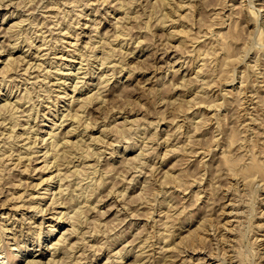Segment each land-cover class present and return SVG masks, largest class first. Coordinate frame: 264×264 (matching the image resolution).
Wrapping results in <instances>:
<instances>
[{
	"label": "rangeland",
	"instance_id": "obj_1",
	"mask_svg": "<svg viewBox=\"0 0 264 264\" xmlns=\"http://www.w3.org/2000/svg\"><path fill=\"white\" fill-rule=\"evenodd\" d=\"M71 1L0 0V222L11 225L0 226V254L5 256L0 264H28L35 254L42 264H264V0ZM105 50L114 55L103 63ZM74 84L80 90L74 92ZM6 99L10 106H4ZM81 103L78 120L62 117ZM70 121L76 130L66 135ZM13 125L18 137L9 136ZM82 127L85 142L95 134L101 141L97 145L102 150L91 160L98 166L93 177L100 183L92 177V184L82 188L90 198L85 208L91 210L84 227L75 235L63 223L50 233L55 228L51 208L27 207L32 192L42 195L40 180L56 168L40 169L45 165L41 153L55 137L83 141L78 139ZM36 135L39 145L34 148L43 149L32 153L30 170L23 171L15 163L18 147L34 145ZM8 139L15 144L6 153H13L14 165L3 153ZM87 174L80 175L81 182L90 180ZM54 183L52 190L57 189ZM12 190L25 191L26 204L18 206L24 201L17 203L14 197L4 205ZM66 193L64 201L77 207L71 190ZM51 195L38 198L41 205H48ZM90 201L96 202L94 211ZM231 224L242 226L237 247ZM13 230H18L19 245ZM62 232L64 242L51 246Z\"/></svg>",
	"mask_w": 264,
	"mask_h": 264
},
{
	"label": "bare ground",
	"instance_id": "obj_2",
	"mask_svg": "<svg viewBox=\"0 0 264 264\" xmlns=\"http://www.w3.org/2000/svg\"><path fill=\"white\" fill-rule=\"evenodd\" d=\"M73 1V0H72ZM71 1V2H72ZM100 1V0H99ZM34 2V1H33ZM81 2V1H80ZM79 2V3H80ZM130 2V1H129ZM163 2V1H162ZM28 3V2H27ZM165 3V2H164ZM242 3V2H241ZM240 4V3H239ZM128 5H130V4H128ZM164 5V4H163ZM169 5V4H168ZM184 5H186V4H184ZM195 6V5H194ZM27 7V6H26ZM208 7V6H207ZM152 8V7H151ZM150 9V8H149ZM125 10V9H124ZM133 10V9H132ZM39 11V10H38ZM65 11V10H64ZM208 11V10H207ZM219 12V11H218ZM26 13V12H25ZM262 13V12H261ZM135 14V13H134ZM166 14V13H165ZM167 14L169 15V13L167 12ZM246 14H247V12H246ZM260 14V13H259ZM78 15H79V13H78ZM213 15H215V14H213ZM162 16H163V14H162ZM170 16V15H169ZM104 17V16H103ZM164 17V16H163ZM248 17V16H247ZM44 18V17H43ZM167 17H165V19H166ZM19 19H21V18H19ZM25 19V18H24ZM171 19V18H170ZM255 19V18H254ZM28 20V19H27ZM38 20V19H37ZM164 19H162V21H163ZM178 20V19H177ZM166 21V20H165ZM164 21V22H165ZM205 21V20H204ZM16 22V21H15ZM18 22V21H17ZM160 22H161V20H160ZM19 23H21V21L19 22ZM173 23V22H172ZM165 24V23H164ZM202 24V23H201ZM57 25V24H56ZM162 25V24H161ZM23 26V25H22ZM98 27V26H97ZM146 27V26H145ZM76 28V27H75ZM124 28V27H123ZM170 28V27H169ZM184 28V27H183ZM206 28V27H205ZM178 29V28H177ZM206 29H208V28H206ZM55 30V29H54ZM77 30V29H76ZM170 30V29H169ZM176 30V29H175ZM178 30H180V29H178ZM185 29H182L181 31H182V33H185L186 31L188 32L189 30H186V31H184ZM218 30V29H217ZM118 31V30H117ZM226 31V30H225ZM175 32V31H174ZM186 32V33H187ZM202 32H204V31H202ZM45 33V32H44ZM119 33V32H118ZM169 33H171V31H169ZM168 33V34H169ZM185 33V34H186ZM201 33V32H200ZM120 34H121V32H120ZM173 35H175V34H177L176 32L175 33H172ZM181 34V33H180ZM184 34V35H185ZM205 34V33H204ZM65 35H67V34H65ZM183 35V36H184ZM206 35V34H205ZM106 36V35H105ZM168 36V35H167ZM182 36V35H181ZM182 36V37H183ZM203 36V35H202ZM95 37V36H94ZM100 37V36H99ZM178 37V36H177ZM187 37V36H186ZM195 37V36H194ZM193 37V38H194ZM206 37V36H205ZM114 38V37H113ZM185 37H183V38H181V39H184ZM197 38H199V37H196V39ZM116 39V38H115ZM189 39V38H188ZM56 40V39H55ZM131 40V39H130ZM28 41V40H27ZM107 41V40H106ZM199 41V40H198ZM201 41V40H200ZM34 42V41H33ZM40 42V41H39ZM43 42V41H42ZM49 42V41H48ZM96 42V41H95ZM104 42V41H103ZM110 42V41H109ZM182 42V41H181ZM193 42V41H192ZM15 43V42H14ZM97 43V42H96ZM95 43V44H96ZM112 42H110L109 43V45H112L111 44ZM226 43V42H225ZM13 44V43H12ZM12 44H10V45H12ZM101 44V43H100ZM108 44V43H107ZM16 45V44H15ZM85 45H87V44H85ZM90 45H91V43H90ZM108 45V46H109ZM43 46V45H42ZM41 46V47H42ZM38 47H39V45H38ZM40 47V49H42ZM90 47V46H89ZM99 47V46H98ZM198 47V46H197ZM201 47V46H200ZM216 47V46H215ZM220 47V46H219ZM105 48V47H104ZM108 49H110V48H108ZM107 49V50H108ZM211 49V48H210ZM45 50V49H44ZM77 50V49H76ZM93 51V50H92ZM95 51V50H94ZM116 51V50H115ZM198 51V50H197ZM216 51V50H215ZM88 52V51H87ZM105 52H106V50H105ZM105 52H104V54H105ZM222 52V51H221ZM224 52V51H223ZM80 53V52H79ZM81 53H82V51H81ZM92 53V52H91ZM116 53V52H115ZM198 53H200V52H198ZM104 54H103V56H104ZM110 54H111V51H110ZM109 53H107L106 52V55H105V61L103 60V63L104 62H106L108 59H110V58H112L113 59V56L112 55H114V53L112 54V55H110ZM222 54V53H221ZM226 54V53H225ZM229 54V53H228ZM87 55V54H86ZM96 55V54H95ZM99 55V54H98ZM200 55V54H199ZM205 55V54H204ZM245 55V54H244ZM9 56V55H8ZM88 56H91V54L89 55L88 54ZM94 56V55H93ZM112 56V57H111ZM116 56V55H115ZM203 56V55H202ZM240 56V55H239ZM11 57V56H10ZM84 57V56H83ZM228 57V56H227ZM244 57V56H243ZM12 58V57H11ZM90 58V57H89ZM178 58V57H177ZM214 58V57H213ZM223 58V57H222ZM15 59V58H14ZM97 59V58H96ZM104 59V58H103ZM245 59V58H244ZM81 60V59H80ZM111 60V59H110ZM120 60V59H119ZM180 60V59H179ZM220 60V59H219ZM254 60V59H253ZM9 61H11V60H9ZM14 61V60H13ZM18 61V60H17ZM205 61V60H204ZM222 61V60H221ZM7 62V61H6ZM22 62V61H21ZM53 62V61H52ZM108 62H110V61H108ZM116 62V61H115ZM208 62V61H207ZM210 62V61H209ZM208 62V63H209ZM226 62V61H225ZM9 63V62H8ZM12 63H14V62H12ZM11 63V64H12ZM16 63V62H15ZM38 64V63H37ZM110 64V63H109ZM113 64V63H112ZM111 64V65H112ZM255 64V63H254ZM4 65H5V63H4ZM95 65V64H94ZM222 65V64H221ZM7 66V65H6ZM42 66V65H41ZM65 66V65H64ZM106 66V65H105ZM32 67V66H31ZM40 67V66H39ZM12 68V67H11ZM14 68V67H13ZM12 68V69H13ZM51 68V67H50ZM57 68V67H56ZM199 68V67H198ZM256 68V67H255ZM8 69V68H7ZM10 69V68H9ZM46 69V68H45ZM58 69V68H57ZM200 69V68H199ZM204 69V68H203ZM220 69V68H219ZM231 69V68H230ZM250 70V69H249ZM77 71H79V70H77ZM86 71V70H85ZM93 71V70H92ZM205 71V70H204ZM219 71H221V70H219ZM259 71V70H258ZM24 72V71H23ZM70 72H72V71H70ZM256 72V71H255ZM51 73V72H50ZM106 73V72H105ZM257 73V72H256ZM2 74V73H1ZM71 74V73H70ZM68 75H69V72H68ZM182 75V74H181ZM215 75V74H214ZM235 75V74H234ZM259 75V74H258ZM66 76V75H65ZM7 77V76H6ZM28 77V76H27ZM62 78V77H61ZM181 79V78H180ZM108 80V79H107ZM41 81V80H40ZM241 81V80H240ZM51 82V81H50ZM54 82V81H53ZM75 82V81H74ZM76 82H78V81H76ZM75 82V83H76ZM87 82V81H86ZM211 82H213V81H211ZM255 82V81H254ZM181 83V82H180ZM38 84V83H37ZM186 84V83H185ZM191 85V84H190ZM209 85V84H208ZM78 85L77 84H74V86H73V91L74 92H76V91H78V90H80V88H78L77 87ZM206 86V85H205ZM199 87V86H198ZM28 88V87H27ZM26 88V89H27ZM28 89H30V88H28ZM50 90V89H49ZM26 91H28V90H26ZM25 91V92H26ZM47 91V90H46ZM72 91V92H73ZM227 91V90H226ZM21 92V91H20ZM32 92V91H31ZM38 92V91H37ZM49 92V91H48ZM203 93V92H202ZM41 94V93H40ZM80 94V93H79ZM244 94V93H243ZM251 94V93H250ZM8 95V94H7ZM67 95V94H66ZM72 95H75V93H73ZM71 95V96H72ZM30 96V95H29ZM77 96V95H76ZM63 97V96H62ZM78 97H79V95H78ZM206 97V96H205ZM210 97V96H209ZM229 97V96H228ZM24 98V97H23ZM22 98V99H23ZM88 98V97H87ZM90 98V97H89ZM234 98V97H233ZM20 99V98H19ZM75 99V98H74ZM103 99V98H102ZM209 98H207V100H208ZM72 101H73V98L71 99ZM85 101H86V99H84ZM207 100L206 101H203V102H207ZM230 100V99H229ZM235 100V99H234ZM22 101V100H21ZM80 101V100H79ZM231 101V100H230ZM25 102V101H24ZM88 102V101H87ZM90 102V101H89ZM232 102V101H231ZM230 102V103H231ZM11 103V101H10V99H6V101L4 102V106H10L9 104ZM15 103V102H14ZM13 103V104H14ZM70 103V102H69ZM225 103V102H224ZM33 104H35V103H33ZM71 104V103H70ZM69 104V105H70ZM83 105V103H81L80 105H78V107H77V109L74 111L73 110V112H70V114L69 113H65V114H63L62 115V117L65 119V118H67V117H71V118H73L74 119V122H75V120L81 115V113H80V111H79V106H82ZM214 105H215V103H214ZM17 106H18V104H17ZM208 106V105H207ZM180 107V106H179ZM217 107V106H216ZM8 108V107H7ZM21 108V107H20ZM71 108V107H70ZM85 108H86V106H85ZM190 108V107H189ZM255 108V107H254ZM5 109V108H4ZM18 109V108H17ZM73 109V108H72ZM84 109V108H83ZM1 110V109H0ZM13 110L14 109H11L10 111H12L13 112ZM16 110V109H15ZM22 110V109H21ZM29 110V109H28ZM69 110H71V109H69ZM4 111H6V110H4ZM16 111H18V110H16ZM1 112H3L2 110H1ZM9 112V111H8ZM19 112V111H18ZM30 112H31V110H30ZM44 112V111H43ZM6 113H7V111H6ZM17 113V112H16ZM83 113V112H82ZM240 113V112H239ZM0 114H2V113H0ZM5 114V113H4ZM12 114V113H11ZM28 114H29V112H28ZM27 114V115H28ZM32 114V113H31ZM242 114V113H241ZM255 114V113H254ZM16 115V114H15ZM18 115V114H17ZM16 115V116H17ZM236 115V114H235ZM250 115V114H249ZM8 116V115H7ZM19 116H20V114H19ZM87 116V115H86ZM219 116V115H218ZM252 116H254L253 114H252ZM251 116V117H252ZM10 117H11V115H10ZM10 117H9V119H10ZM13 117H14V115H13ZM28 117V116H27ZM49 117V116H48ZM249 117V116H248ZM15 118V117H14ZM12 119V120H15V119ZM126 118V117H125ZM128 118V117H127ZM241 118V117H240ZM253 118V117H252ZM255 118V117H254ZM34 119V118H33ZM88 119V118H87ZM257 119H259V118H257ZM17 120V119H16ZM28 120V119H27ZM26 120V121H27ZM53 120V119H52ZM78 120V119H77ZM92 120V119H91ZM243 120V119H242ZM241 120V121H242ZM245 120V119H244ZM254 120V119H253ZM62 121H63V119H62ZM61 121V122H62ZM71 121H73V120H71ZM70 121V123H72ZM125 121V120H124ZM127 121V120H126ZM129 121V120H128ZM132 121V120H131ZM206 121V120H205ZM12 122V121H11ZM22 122V121H21ZM72 123V125L70 126V127H68V129L67 130H65L66 131V135H69V133L71 134L72 133V130H76V128H75V126H73L75 123ZM79 122V121H78ZM85 123H86V121H84ZM239 122V121H238ZM17 123V122H16ZM15 123V124H16ZM69 123V122H68ZM88 123V122H87ZM240 123V122H239ZM238 123V124H239ZM253 123V122H252ZM254 123H256V121L254 122ZM13 124H14V122H13ZM89 124L90 123H88L87 125H86V127H88L89 126ZM95 124V123H94ZM205 124V123H204ZM238 124H237V126H238ZM91 125H93L92 123H91ZM114 125V124H113ZM126 125V124H125ZM240 125V124H239ZM248 125V124H247ZM14 126V125H13ZM12 126V129H11V131H10V129H9V131L11 132L10 134H9V136H12V137H14V136H19V134H21L20 132H19V134H14V130H15V126L13 127ZM79 126V125H78ZM83 126V125H82ZM94 126V125H93ZM123 126V125H122ZM52 127V126H51ZM77 127V126H76ZM201 127V126H200ZM248 127V126H247ZM24 128V127H23ZM30 128V127H29ZM123 128V127H122ZM126 128V127H125ZM178 128V127H177ZM25 129L26 128H24L23 130L24 131H21L22 132V135H23V133L24 132H26L25 131ZM118 129V128H117ZM238 129H239V127H238ZM242 129V128H241ZM21 130V129H20ZM54 130V129H53ZM82 132H79L80 133V135L79 136H81V137H79L78 139H80V140H83V141H79V140H75V142L73 141H70L71 139H69L68 137L67 138H65V137H63L62 139H58V138H54L52 141H49V147H48V145H45V150L44 151H42V153L41 154H43V156H44V166H39L40 167V169H45L46 167L48 168V166H50V168L51 167H53V166H56V168H54V169H52V170H50V172H48L49 173V175L47 176V177H44V176H46V175H44L43 177L44 178H42L41 180H40V182L38 183V185L39 184H43V185H41V187L40 188H43V189H40L39 190V192L42 194V195H37V194H33V192L31 193L32 194V198H30L31 200L29 201V204L27 205V207L28 208H30L31 207V209H33L34 210V208H36V210H47V209H49V208H51V210H52V212H53V215H52V227H55V228H52V230L50 229V233L52 232L53 233V231L55 232V229L56 228H58V227H61V224H63V223H67V224H70L68 227H70L71 228V232H75V235H76V232H77V230H78V228H81V227H84V222H85V220L87 221V218H88V216H89V214L88 213H90L89 211H91V210H87V208H85L86 207V205H85V203L88 201V200H90V198L89 197H87L85 194L86 193H84V192H86L85 190L83 191L82 190V188H86V187H88V186H90L91 184H92V177H93V175L97 172V167H96V163H95V161H91V160H95L96 159V157H97V155H98V153L102 150H99L98 148L100 147L99 145H97L98 143H100L101 141H100V138L99 139H95L93 136H95V135H93L91 138L92 139H90V141L91 142H89V139H88V142H85V138H84V135H81V134H83V133H85V131L83 130V127H82ZM105 130V129H104ZM103 130V131H104ZM124 130V129H123ZM126 130V129H125ZM201 130V129H200ZM199 130V131H200ZM237 130V129H236ZM249 130V129H248ZM14 131V132H13ZM84 131V132H83ZM107 131V130H106ZM105 131V132H106ZM110 131V130H109ZM146 131V130H145ZM144 131V132H145ZM247 131V130H246ZM42 132V131H41ZM87 132V131H86ZM102 132V131H101ZM105 132H102V133H105ZM108 132V131H107ZM127 132V131H126ZM240 132V131H239ZM254 132V131H253ZM50 133H52V135H53V132L51 131ZM88 133V132H87ZM2 134V133H1ZM7 134V133H6ZM61 134V133H60ZM64 134H65V132H64ZM154 134H155V132H154ZM248 134V133H247ZM251 134V133H250ZM28 135H30V134H28ZM28 135H26V136H28ZM76 135V134H75ZM88 135H90V134H88ZM103 135V137H104V134H102ZM101 135V136H102ZM118 135V134H117ZM245 135V134H244ZM253 135V134H252ZM24 136V135H23ZM25 136V137H26ZM50 136V135H49ZM58 136V135H57ZM64 136V135H63ZM100 136V137H101ZM137 136V135H136ZM135 136V137H136ZM234 136V135H233ZM251 136V135H250ZM4 137V136H3ZM6 137H8V135L6 136ZM29 137V136H28ZM27 137V138H28ZM41 137H42V139H46L47 137H45V133H42V135H41ZM96 137V136H95ZM124 137H126V136H124ZM133 137V136H132ZM131 137V138H132ZM231 137V136H230ZM247 137V136H246ZM9 138H11V137H9ZM21 138V137H20ZM24 138V137H23ZM22 138V139H23ZM26 138V139H27ZM37 138H38V136L36 135V141L35 140H33L32 142H34V145H32V144H29L28 142H27V145H25V144H23V145H21V147H18V152H17V157H16V159L18 160V162L16 161L15 163H18V164H20V166L21 165H23L24 167H23V171L24 170H28L29 168H30V164H31V160H32V153L33 152H36L37 151V153H39V151L40 150H42L43 148H38V147H36V148H34L35 146H38L37 144L35 145V143H37ZM51 138V137H50ZM60 138V137H59ZM89 138V137H88ZM215 138V137H214ZM243 138V137H242ZM12 139V138H11ZM48 139V138H47ZM235 139V138H234ZM240 139V138H239ZM244 139V138H243ZM247 139V138H246ZM2 140V139H1ZM5 140H6V138H5ZM13 140V139H12ZM104 140V139H103ZM102 140V142H104ZM3 141V140H2ZM8 141H9V139H8ZM7 141V142H8ZM16 140L14 139V142H15ZM116 141V140H115ZM133 141V140H132ZM196 141H198V140H196ZM4 142H6V141H4ZM4 142H2L3 144H4ZM10 142V141H9ZM6 143L7 144V148L5 149L4 148V151H3V153L6 155V159H8V161L9 162H11L10 160H12V158L14 157L13 156V153L12 152H10V153H8V154H6L7 152H9V151H11V149L13 148V145H15V144H13L12 142H10V143ZM84 142V143H83ZM111 142V141H110ZM145 142V141H144ZM228 142V141H227ZM16 143H18L17 141H16ZM46 143V142H45ZM86 143H88V144H86ZM107 143H109V142H107ZM126 143V142H125ZM261 143V142H260ZM2 144V145H3ZM103 144V143H102ZM199 144V143H198ZM247 144V143H246ZM245 144V145H246ZM250 144V143H249ZM126 145V144H125ZM142 145V144H141ZM253 145H254V143H253ZM264 145V144H263ZM85 146H87V148L89 149V150H86L84 147ZM103 146V145H102ZM101 146V147H102ZM127 146V145H126ZM200 146V145H199ZM192 147V146H191ZM3 147H1V149H2ZM104 148V147H103ZM148 148V147H147ZM244 148V147H243ZM24 149V150H23ZM54 150V152L53 151H51V154H52V160L51 161H48L49 159H48V157H49V154H50V150ZM105 149V148H104ZM141 149V148H140ZM251 149H253V148H251ZM90 150H92V152L90 151ZM204 150V149H203ZM202 150V151H203ZM230 150V149H229ZM244 150V149H243ZM2 151V150H1ZM13 151V150H12ZM145 151V150H144ZM250 151V150H249ZM14 152H15V150H14ZM41 152V151H40ZM227 152V151H226ZM252 152V151H251ZM0 153H2V152H0ZM140 153V152H139ZM139 153H137L138 155H139ZM142 153V152H141ZM197 153V152H196ZM231 153H233V150H232V152ZM230 153V154H231ZM240 153V152H239ZM242 153V152H241ZM240 153V154H241ZM50 154V155H51ZM100 154H102V153H100ZM147 154V153H146ZM229 154V153H228ZM244 154V153H243ZM4 155V156H5ZM39 155V154H38ZM143 155V154H142ZM255 155V154H254ZM260 155V154H259ZM3 156V157H4ZM144 156V155H143ZM230 156V155H229ZM258 156V155H257ZM50 157V158H51ZM232 157V156H231ZM260 157H263V156H261L260 155ZM36 158H38V157H36ZM141 158V157H140ZM139 158V159H140ZM125 159V158H124ZM143 159V158H142ZM145 159V158H144ZM245 159H247V158H245ZM250 159V158H249ZM1 160V159H0ZM13 161H15V159L13 160ZM137 161V160H136ZM5 162V161H4ZM77 162V163H76ZM97 162V161H96ZM130 162V161H129ZM247 162H248V160H247ZM250 162V161H249ZM12 164H13V162H11ZM99 163V162H98ZM127 163V162H126ZM125 163V164H126ZM145 163V162H144ZM151 163V162H150ZM201 163V162H200ZM241 163V162H240ZM8 164V162H5V163H3V165H7ZM64 165V166H62L61 167V165ZM135 164V163H134ZM138 164V163H137ZM195 164V163H194ZM242 164V163H241ZM249 164V163H248ZM1 165V164H0ZM14 165V164H13ZM144 165V164H143ZM151 166V165H150ZM230 166V165H229ZM1 167V166H0ZM8 167V166H7ZM13 167V166H12ZM65 168V171L63 172L62 170V168ZM71 167H73V168H71ZM241 167V166H240ZM239 167V168H240ZM2 168V167H1ZM0 168V169H1ZM6 168V167H5ZM14 168V167H13ZM12 168V169H13ZM134 168H135V166H134ZM136 168H138V166L136 167ZM236 168V167H235ZM18 169V168H17ZM37 169V168H36ZM139 169H141V168H139ZM6 170V169H5ZM22 170V169H21ZM20 170V171H21ZM30 170V169H29ZM104 170V169H103ZM129 170V169H128ZM133 170V169H132ZM136 170V169H135ZM142 170V169H141ZM199 170H201V168L199 169ZM230 170V169H229ZM140 171V170H139ZM223 171H225V170H223ZM232 171V170H231ZM237 171V170H236ZM238 171H239V169H238ZM237 171V172H238ZM22 172V171H21ZM141 172V171H140ZM200 172V171H199ZM240 172V171H239ZM23 173V172H22ZM82 173H88L87 175L88 176H86L85 177V179L87 178V177H89L90 178V180H88V181H86L85 180V183L84 182H81L80 180V175L82 174ZM101 173V172H100ZM231 173H233V171L231 172ZM246 173V172H245ZM255 173V172H254ZM257 173V172H256ZM5 174V173H4ZM20 174V173H19ZM90 174H92V175H90ZM226 174V173H225ZM230 174V173H229ZM241 174V173H240ZM253 174V173H252ZM8 175V174H7ZM101 175V174H100ZM105 175V174H104ZM120 175V174H119ZM201 175H203V174H201ZM226 175H228V174H226ZM232 175V174H231ZM235 176L237 175L238 176V174L237 173H235L234 174ZM233 175V176H234ZM246 175H248V173H246ZM255 175V174H254ZM41 176V175H40ZM56 176H58L57 178V180H56ZM125 176V175H124ZM138 176V175H137ZM241 176V175H240ZM242 176H244V175H242ZM251 177L252 179L254 178L253 176H251V175H248V176H245V177ZM1 177H2V175H0V180H1ZM70 177V178H69ZM199 177H201V176H199ZM198 177V180L199 179H201V178H199ZM3 178V177H2ZM4 178H6V177H4ZM94 178V177H93ZM96 178V177H95ZM94 178V179H95ZM101 178V177H100ZM133 178V177H132ZM242 178V177H241ZM246 178V179H247ZM257 178V177H256ZM17 179V178H16ZM97 179V178H96ZM102 179V178H101ZM136 179V178H135ZM196 179V178H195ZM194 179V180H195ZM24 180V179H23ZM23 180H22V178L20 179V181H18V185H20L21 183H23ZM66 180V181H65ZM98 180L99 179H97V182H98ZM129 180H131V179H129ZM236 180V179H235ZM242 180V179H241ZM240 180V181H241ZM247 181V180H246ZM250 181V180H249ZM25 182H26V180H25ZM54 182H57V189L55 188L54 190H52L53 189V184H55ZM102 182V181H101ZM236 182V181H235ZM238 182V181H237ZM244 182V181H243ZM248 182V181H247ZM258 182V181H257ZM256 182V183H257ZM261 182V181H260ZM98 183H100V182H98ZM145 183V182H144ZM143 183V184H144ZM195 183V182H194ZM17 184H15V185H17ZM102 184V183H101ZM200 184V183H199ZM243 184H245V183H243ZM254 184V183H253ZM35 186H36V184H34ZM85 185V186H84ZM96 185H99V184H96ZM247 185V184H246ZM28 186H29V183H28ZM71 186V187H70ZM93 186V185H92ZM231 186V185H230ZM25 187H26V185H25ZM24 187V188H25ZM214 187H215V185H214ZM248 187V186H247ZM246 187V188H247ZM10 188H13V186H10ZM17 188V187H16ZM71 188V189H70ZM71 190V192H72V195L74 196V198H76L77 199V203L76 204H78V206L77 207H75V208H72L66 201H64V199H63V194L65 193V194H67L66 193V191H70ZM93 189H96L95 187L93 188ZM26 190H27V188H26ZM87 190V189H86ZM127 190V189H126ZM142 190V189H141ZM155 190V189H154ZM244 190V192H245V189H243ZM15 191L16 190H12V191H8V194L6 195V197H5V200H4V205H5V202L7 201V200H9V199H11V198H13L14 199V197H18L19 199L18 200H16V202L18 203V201L20 200H22V201H24V203H18L17 205L18 206H23L24 204H26L25 202L26 201H28V200H26V199H24V192L25 191H22V192H20L19 194H16L15 193ZM51 191H53V192H51ZM123 191V190H122ZM159 191V190H158ZM240 191V190H239ZM238 191V193H241V192H239ZM247 191H248V189H247ZM247 191H246V193H247ZM250 191V190H249ZM16 192H18V191H16ZM28 192V191H27ZM37 192V191H36ZM50 192V195H51V193H52V197H50L51 198V201H50V203L48 204V205H46V206H43V205H41V200H39V199H44L45 198V196H46V194L47 193H49ZM101 192H103V191H101ZM110 192V191H109ZM236 192V191H235ZM234 192V193H235ZM243 192V193H244ZM93 193V192H92ZM16 194V195H15ZM58 194V195H57ZM145 194V193H144ZM249 194V193H248ZM68 195V194H67ZM93 195V194H92ZM91 195V196H92ZM140 195V194H139ZM238 195H241V194H238ZM243 195H245V194H243ZM243 195H241V196H243ZM247 195V194H246ZM252 195V194H251ZM70 196H71V194H70ZM237 196V195H236ZM241 196H238L239 198L241 197ZM37 198L36 200L34 199V198ZM118 197V196H117ZM148 197V196H147ZM250 197V196H249ZM39 198V199H38ZM96 198V197H95ZM242 198V197H241ZM15 199H17V198H15ZM72 200H73V198H71ZM144 199V198H143ZM238 199V198H237ZM251 199V198H250ZM145 200H147V199H145ZM232 200V199H231ZM234 200V199H233ZM232 200V202H234ZM239 200V199H238ZM237 200V201H238ZM246 200L247 199H245V202H246ZM237 201H235L234 203H236ZM240 201V203L242 202V199H240L239 200ZM249 201V200H248ZM247 201V202H248ZM75 202V201H74ZM91 202V201H90ZM95 202V201H94ZM148 202V201H147ZM14 203H15V201H14ZM125 203V202H124ZM141 203V202H140ZM239 203V204H240ZM243 203H244V201H243ZM251 203V202H250ZM256 203V202H255ZM72 204V203H71ZM90 204H92L90 207H91V209L93 208V211H94V209H95V206H97L96 205V202L93 204L92 202L90 203ZM111 204V203H110ZM139 204V203H138ZM225 204H226V202H225ZM2 205H3V203H2ZM1 205V206H2ZM9 205V204H8ZM50 205V206H49ZM87 205H89V203L87 204ZM236 205V204H235ZM119 206V205H118ZM139 206V205H138ZM237 206V205H236ZM242 206V205H241ZM244 206V205H243ZM256 206V205H255ZM9 207V206H8ZM15 207V206H14ZM238 207V206H237ZM249 207V209L248 210H250V207H251V205L250 206H248ZM232 208V207H231ZM236 208V207H235ZM245 208V207H244ZM251 208H253V207H251ZM260 208V207H259ZM11 209H12V207H11ZM16 209V208H15ZM239 209V208H238ZM240 209H241V207H240ZM110 210V209H109ZM135 210V209H134ZM133 210V211H134ZM180 210V209H179ZM235 210H237V209H235ZM235 210H232V212L233 211H235ZM242 210V209H241ZM253 210V209H252ZM255 210V209H254ZM8 211V210H7ZM42 211V212H43ZM50 211V210H49ZM238 211V210H237ZM10 212H11V210H10ZM117 212V211H116ZM236 212V211H235ZM239 212V211H238ZM237 212V213H238ZM241 212V211H240ZM242 212H245V210L244 211H242ZM247 212V211H246ZM252 212V211H251ZM3 213L4 212H2V213H0V217H2L3 216ZM8 214H10L9 212H7ZM13 213V212H12ZM180 213V212H179ZM248 213V212H247ZM250 213V212H249ZM138 214V213H137ZM233 214H235V213H233ZM240 214V213H239ZM245 214V213H244ZM251 214H253V213H251ZM256 214V213H255ZM258 214V213H257ZM7 215V214H6ZM13 214H11V216H12ZM15 215V214H14ZM96 215H98V214H96ZM237 215V214H236ZM10 216V215H9ZM16 216V215H15ZM92 216V215H91ZM138 216H140L139 214H138ZM235 216V215H234ZM246 216H247V214H246ZM146 217V216H145ZM243 217V216H242ZM250 217V216H249ZM2 218H4V216L2 217ZM23 218H25V217H23ZM248 218V217H247ZM106 219V218H105ZM235 219H237V217L235 218ZM21 220V219H20ZM100 219H98V221H99ZM239 220V219H238ZM238 220H237V222H238ZM244 220H245V218H244ZM247 220V219H246ZM251 220H252V218H251ZM43 221V220H42ZM41 221V224L43 223ZM105 221V220H104ZM240 221H242L241 219H240ZM239 221V222H240ZM248 221V220H247ZM246 221V222H247ZM92 222H93V220H92ZM95 222V221H94ZM101 222V221H100ZM99 222V223H100ZM227 222V221H226ZM233 222V221H232ZM235 222V221H234ZM233 222V223H234ZM237 222H235V223H237ZM122 223V222H121ZM241 223V222H240ZM240 223H238V224H240ZM242 223H244V222H242ZM241 223V224H242ZM259 223V222H258ZM40 224V225H41ZM102 224V223H101ZM39 225V224H38ZM85 225H88V224H85ZM92 225V224H91ZM99 225V224H98ZM104 225V224H103ZM165 225V224H164ZM224 225H226V224H224ZM232 225V227H233V224H231ZM230 225V226H231ZM245 225V224H244ZM243 225V226H244ZM247 226H249L248 225V223L246 224ZM0 226L1 227H11V225L10 226H6L5 225V223L4 222H0ZM101 226V225H100ZM240 226V225H239ZM13 227V226H12ZM30 227V226H29ZM40 227V226H39ZM63 227V226H62ZM65 227V226H64ZM87 227V226H86ZM92 227H93V225H92ZM96 227H97V225H96ZM226 227H227V225H226ZM230 228V232H232V235H234V236H232L233 238H232V240L234 241L235 240V246L234 247H237V241L236 240H238L239 239V233H240V231H241V227L242 226H240V227H233V228ZM252 227V226H251ZM50 228V227H49ZM225 228V227H224ZM223 228V229H224ZM248 227H246V229H247ZM254 228V227H253ZM3 229H5V228H3ZM2 229V230H3ZM7 229V228H6ZM8 229H10V228H8ZM12 229V228H11ZM97 229V228H96ZM146 229V228H145ZM170 229V228H169ZM210 229V228H209ZM228 229V228H227ZM243 229V228H242ZM245 229V228H244ZM255 229V228H254ZM263 229V228H262ZM66 230H68V228L66 229ZM65 230V231H66ZM90 230V229H89ZM91 230H93V229H91ZM41 231V230H40ZM39 231V232H40ZM95 231V230H94ZM144 231V230H143ZM227 231V230H226ZM228 231H229V229H228ZM5 232V231H4ZM22 232V230L20 229V233ZM96 232V231H95ZM123 232V231H122ZM149 232V231H148ZM152 232V231H151ZM242 232V231H241ZM243 232H244V230H243ZM13 234H12V237H13V239L15 240V241H17L16 242V244L17 245H19L18 244V239H17V236H19V233H18V230L16 231V230H13V232H12ZM34 233V232H33ZM68 233H69V231H68ZM78 233V232H77ZM84 233V232H83ZM139 233V232H138ZM66 233H61V234H59V236H58V238L56 239L55 238V240H52L51 238V246L52 245H54L55 243H60V242H64V239L66 238V235H65ZM86 234V233H85ZM158 234V233H157ZM171 234H172V232H171ZM240 234H242V233H240ZM25 235V234H24ZM229 236H230V234H228ZM82 236H84V235H82ZM118 236V235H117ZM171 236V235H170ZM225 236H227V235H225ZM224 236V237H225ZM1 237V236H0ZM10 237V236H9ZM51 237V236H50ZM69 237V236H68ZM147 237V236H146ZM149 237V236H148ZM157 237V236H156ZM168 237H169V235H168ZM241 237H243V236H241ZM20 238V237H19ZM21 238H22V236H21ZM81 238H83V237H81ZM113 238V237H112ZM166 238V237H165ZM223 238V237H222ZM227 238V237H226ZM229 238V237H228ZM12 239V240H13ZM164 239V238H163ZM225 239V238H224ZM224 239H222V240H224ZM258 239V238H257ZM77 240V239H76ZM75 240V241H76ZM148 240V239H147ZM169 240V239H168ZM240 240H241V238H240ZM239 240V241H240ZM1 241V240H0ZM11 241V240H10ZM75 241L73 242V243H75ZM106 241V240H105ZM152 241V240H151ZM232 241V242H233ZM238 241V242H239ZM86 242V241H85ZM84 242V243H85ZM145 242V241H144ZM224 242V241H223ZM229 242V241H228ZM15 243V242H14ZM169 243V242H168ZM251 243H253V242H251ZM63 244V243H62ZM156 244V243H155ZM239 244V243H238ZM254 244H255V241H254ZM253 244V245H254ZM56 245H58V244H56ZM55 245V246H56ZM145 245V244H144ZM152 245V244H151ZM166 245V244H165ZM165 245H163V246H165ZM225 245V244H224ZM227 245V244H226ZM231 245V244H230ZM256 245V244H255ZM15 246V245H14ZM83 246H84V244H83ZM239 246V245H238ZM240 246H241V244H240ZM239 246V248H241ZM16 247V246H15ZM18 247V246H17ZM27 247V246H26ZM61 247H62V245H61ZM124 247V246H123ZM228 247V246H227ZM226 247V248H227ZM9 248V247H8ZM12 248H13V246H12ZM56 248V250H57V248H59V247H55ZM230 248V247H229ZM243 248H246V247H243ZM251 248V247H250ZM256 248V247H255ZM16 249V248H15ZM130 249V248H129ZM133 249V248H132ZM223 249H225V248H223ZM234 249H236V248H234ZM257 249V248H256ZM13 250V249H12ZM11 250V251H12ZM75 250V249H74ZM143 250V249H142ZM121 251V250H120ZM119 251V252H120ZM131 251V250H130ZM223 251V250H222ZM231 251V250H230ZM229 251V252H230ZM239 251V250H238ZM245 251V250H244ZM250 251V250H249ZM249 251H247V252H249ZM36 252V251H35ZM56 252V251H55ZM63 252V251H62ZM123 252V251H122ZM235 252H237V250L235 251ZM247 252H246V254H247ZM264 252V251H263ZM38 253V252H37ZM65 253H67V252H65ZM121 253V252H120ZM119 253V254H120ZM125 253V252H124ZM142 253V252H141ZM145 253V252H144ZM150 253V252H149ZM226 253V252H225ZM240 253H243V252H240ZM256 253V252H255ZM53 254H55L54 253V251L52 252V255ZM71 254V253H70ZM226 254H228V253H226ZM232 254H234V253H232ZM239 254V253H238ZM261 254V253H260ZM17 255V254H16ZM36 255H38V254H35V256ZM41 255V254H40ZM235 255V254H234ZM243 255V254H242ZM259 255V254H258ZM32 257V258H30L29 260H28V262L30 263H32V264H42V257L40 256V257ZM122 256V255H121ZM144 256V255H143ZM239 256H241V255H239ZM67 258H68V256H66ZM70 257L71 256H69V259H70ZM108 257V256H107ZM141 257V256H140ZM145 257V256H144ZM206 257V256H205ZM223 257V256H222ZM233 257V256H232ZM235 257H236V255H235ZM244 257V256H243ZM246 257V256H245ZM80 258H81V256H80ZM119 258H120V256H119ZM229 258H230V255H229ZM240 258V257H239ZM0 259H1V262L2 261H4L5 260V256L4 255H1L0 254ZM14 259V258H13ZM114 259V258H113ZM138 259V258H137ZM242 259H244V258H242L241 257V260ZM246 259H247V257H246ZM53 260V257L52 256H50V258L48 259V261H52ZM79 261H80V259H78ZM78 260H76V262L78 261ZM143 260V259H142ZM141 260V261H142ZM233 260V259H232ZM240 260V261H241ZM70 261V260H69ZM236 261H238L237 259H236ZM246 261V260H245ZM27 262V263H28ZM140 262V261H139ZM230 262V261H229ZM232 262V261H231ZM239 262V261H238ZM255 262V261H254ZM28 263V264H29ZM44 263V262H43ZM49 263V262H48ZM141 263V262H140ZM234 263V262H233ZM52 264V263H51ZM139 264V263H138ZM143 264V263H142ZM145 264V263H144ZM236 264V263H235ZM241 264V263H240ZM255 264V263H254ZM260 264V263H259Z\"/></svg>",
	"mask_w": 264,
	"mask_h": 264
}]
</instances>
